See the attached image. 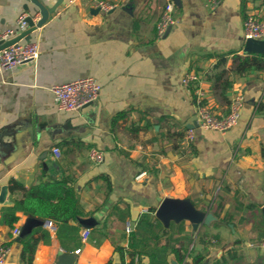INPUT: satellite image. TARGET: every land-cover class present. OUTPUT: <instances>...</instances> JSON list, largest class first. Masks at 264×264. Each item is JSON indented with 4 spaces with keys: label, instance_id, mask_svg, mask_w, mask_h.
I'll return each mask as SVG.
<instances>
[{
    "label": "crops",
    "instance_id": "0c3cea01",
    "mask_svg": "<svg viewBox=\"0 0 264 264\" xmlns=\"http://www.w3.org/2000/svg\"><path fill=\"white\" fill-rule=\"evenodd\" d=\"M98 1L64 0L32 33L40 46L36 62L0 72V191L7 186L0 220L22 194L10 191L11 179L30 187L69 176L81 214L64 225L49 219L52 226L34 227L31 236L40 240L30 264H105L110 258L121 264L116 247L131 250L126 225L133 229L145 208L156 216L160 198L188 200L205 214L221 198L223 208L209 222L162 221L165 231L146 249L166 246L168 264H195L197 254L204 255L199 264H211L240 238L229 264H264V236L257 239L248 208L257 205L264 218V71L233 72L234 54L248 53L243 21L249 14L264 19V0H220L214 9L207 0H176V21L162 37L156 24L165 0H110L108 10ZM36 9L32 0H0V31L15 27L23 12L39 20ZM190 70L203 75L214 110L226 112L236 93L244 103L236 125L224 133L197 128L188 143L167 131L196 127L194 91L182 83ZM87 75L101 84L99 99L81 110L59 109L51 86ZM53 146L61 148L60 159ZM90 148L102 150L104 160L90 159ZM16 213L20 228L34 215ZM86 227L91 233L84 240ZM13 229L0 221L7 264H28ZM131 260L152 264L147 254L126 252L125 261Z\"/></svg>",
    "mask_w": 264,
    "mask_h": 264
},
{
    "label": "built area",
    "instance_id": "2783aa9c",
    "mask_svg": "<svg viewBox=\"0 0 264 264\" xmlns=\"http://www.w3.org/2000/svg\"><path fill=\"white\" fill-rule=\"evenodd\" d=\"M70 2L75 0H69ZM220 3V0H207V5L214 9ZM97 6L101 9L108 10L114 6L110 0H99ZM176 8V0H165L160 18L156 24L157 35L162 37L168 29L175 23L176 18L174 11ZM28 13L23 12L17 20L15 27H8L0 31V41L7 40L10 37L20 33L28 27ZM34 22L38 19L37 15H32ZM38 28V27H37ZM36 28V29H37ZM243 36L248 38L264 39V19L255 15L249 14L243 21L242 25ZM40 46L38 39L29 41L20 39L7 46L0 47V72L13 69L25 63H35L38 59ZM182 83L190 86L194 91L195 113L197 117L196 127H188L185 134V139L188 143L194 140L196 129L202 130L214 129L222 133L236 125L241 116V110L244 103L242 93H236L229 101V108L226 112L216 111L206 101V92L202 87L203 75L195 70L186 71L182 77ZM54 102L59 109L62 110H81L86 105L94 103L99 99L101 92V84L98 79L92 75L81 76L76 79L55 83L51 86ZM53 155L56 159L62 157V150L59 146H53ZM89 157L93 161L100 163L104 160V152L98 148H90ZM148 212V209H144ZM52 226L51 220L47 223ZM129 233L132 230L128 223L125 228ZM17 235L20 232V227L13 229ZM91 233L90 228L86 227L82 231V239L86 240ZM80 249H76L79 252ZM9 247L0 244V264H7V256ZM130 264V263H126ZM168 264V263H161Z\"/></svg>",
    "mask_w": 264,
    "mask_h": 264
},
{
    "label": "trees",
    "instance_id": "16d2710c",
    "mask_svg": "<svg viewBox=\"0 0 264 264\" xmlns=\"http://www.w3.org/2000/svg\"><path fill=\"white\" fill-rule=\"evenodd\" d=\"M255 69L264 71V53L248 52L245 55H240L238 53L234 54V73L245 75ZM260 108L264 109V101L260 104ZM167 136L180 141L185 138V133L176 131L174 127L171 126L167 131ZM9 189L11 192H22L20 197L15 198L13 204L8 205L3 211L0 220L4 221L12 228L17 227V223L20 222L21 216L16 213V211L20 210H24L26 213H32L41 218L53 219L60 225L67 224L70 219H76L81 214L78 195L69 176L62 175L61 177L54 178L50 181H42L30 187H25L20 181L11 179ZM220 200L219 203L209 207L215 216H218L220 210L223 208V201L221 198ZM207 206L208 205H206V207ZM248 208L250 209L251 216H253L255 220L253 225L257 230V239H261L264 236V218L262 216L258 217L262 214L257 205L249 203ZM152 211L154 210L152 209ZM136 221V226L126 235L128 247L131 250L127 251L123 246L116 247L121 257V264H133L132 260L129 262L125 261L126 252L131 256L135 255V253L147 254L151 257L152 264L167 263L166 246L162 248H155V246H153L152 249H146L148 244H155L160 238V235L165 231L162 220L151 212H143L138 215ZM218 222L219 220H213V224L215 225L218 224ZM44 232L46 236L45 240L48 241L50 233L46 229ZM58 234H60L59 231ZM39 240L40 237H32L31 235L21 240L22 258L28 264L33 261V256ZM240 243V238L235 239L234 246L229 248L225 254L215 258L211 264H229L230 260L238 257V244ZM140 245L141 248L138 249ZM173 251L181 258L177 254V249L173 248ZM203 260L204 255L202 254H197L194 257L195 264H199ZM105 264H115V261L113 258H110Z\"/></svg>",
    "mask_w": 264,
    "mask_h": 264
},
{
    "label": "water",
    "instance_id": "95a60500",
    "mask_svg": "<svg viewBox=\"0 0 264 264\" xmlns=\"http://www.w3.org/2000/svg\"><path fill=\"white\" fill-rule=\"evenodd\" d=\"M32 1L36 5V11L38 10L41 12V18L35 23L32 14H29V16L27 17L28 27L7 40H1L0 47L7 46L20 39L26 41L31 40L33 31H35L38 26H41L44 22H46L51 14L58 8L61 3H63L64 0H55L52 5L47 4L45 0ZM246 49L248 50V52L264 53V40L248 38L246 39ZM189 127H194V125ZM3 166L4 163L0 156V171L3 169ZM6 193L7 186L3 185L0 191V202H6ZM159 201V205L157 206L156 204L155 213L156 216L165 223L171 219L187 218L190 219L193 223L198 224L202 221L209 222L211 218L214 217L212 212H208L207 214H205L204 211L196 208L193 203L185 199L166 197L163 199L160 198ZM48 221L49 219H43L36 215H28L20 228L17 240L20 241L21 239L31 235L34 227L47 224Z\"/></svg>",
    "mask_w": 264,
    "mask_h": 264
}]
</instances>
